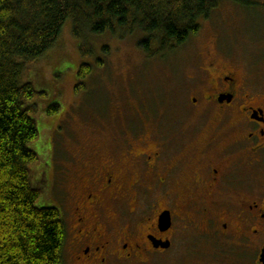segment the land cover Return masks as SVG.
I'll return each instance as SVG.
<instances>
[{"label":"flooded vegetation","instance_id":"1","mask_svg":"<svg viewBox=\"0 0 264 264\" xmlns=\"http://www.w3.org/2000/svg\"><path fill=\"white\" fill-rule=\"evenodd\" d=\"M260 41L264 48V29ZM205 58L201 75L174 83L178 120L153 124L149 134L137 126L134 140L112 143L109 158L78 147L63 160L62 264L145 263L168 254L180 234L216 246L235 264H260L264 76L217 50Z\"/></svg>","mask_w":264,"mask_h":264},{"label":"rangeland","instance_id":"2","mask_svg":"<svg viewBox=\"0 0 264 264\" xmlns=\"http://www.w3.org/2000/svg\"><path fill=\"white\" fill-rule=\"evenodd\" d=\"M252 1L249 8L221 2L208 19L200 21L199 33L186 44L153 57H147L138 46L145 37L141 32L122 37L109 32L95 35L84 26L81 37H75L73 23L68 20L58 44L39 61L28 64L23 75L24 82L44 94L34 100L38 108V139L30 145L38 155L30 168L41 192L36 207L58 209L61 163L71 160L78 147L97 149L100 157L109 158L112 143L134 140L137 126L149 134L153 124L169 125L178 120L172 109L178 92L174 83L201 75L199 68L206 62V54L217 50L230 60L254 66L263 77L264 57L260 55H264V48L260 38L264 0ZM82 64L91 66V74L76 92ZM53 106L58 109L48 116ZM112 222L116 226L115 214ZM232 263L216 246L197 243L180 234L168 254L151 256L145 263L120 264Z\"/></svg>","mask_w":264,"mask_h":264},{"label":"trees","instance_id":"3","mask_svg":"<svg viewBox=\"0 0 264 264\" xmlns=\"http://www.w3.org/2000/svg\"><path fill=\"white\" fill-rule=\"evenodd\" d=\"M244 8L252 0H0V264H62L67 232L55 208H38L41 192L31 174L38 155L34 100L38 93L24 82L28 64L55 47L68 20L73 35L84 26L91 33L120 37L135 31L147 57L178 49L200 31L221 2ZM84 56L86 54H83ZM166 55V54H165ZM91 66L78 70V87ZM58 107L47 111L50 116Z\"/></svg>","mask_w":264,"mask_h":264},{"label":"water","instance_id":"4","mask_svg":"<svg viewBox=\"0 0 264 264\" xmlns=\"http://www.w3.org/2000/svg\"><path fill=\"white\" fill-rule=\"evenodd\" d=\"M165 217H161V223L165 222ZM260 264H264V251L262 252V254L260 255V259H259Z\"/></svg>","mask_w":264,"mask_h":264}]
</instances>
